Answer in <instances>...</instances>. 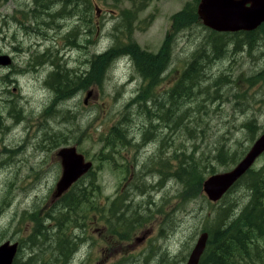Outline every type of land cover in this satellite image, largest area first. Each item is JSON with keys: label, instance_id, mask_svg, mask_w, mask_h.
Listing matches in <instances>:
<instances>
[{"label": "rangeland", "instance_id": "1", "mask_svg": "<svg viewBox=\"0 0 264 264\" xmlns=\"http://www.w3.org/2000/svg\"><path fill=\"white\" fill-rule=\"evenodd\" d=\"M91 1L75 0L70 6L76 4L80 6L77 9H82ZM95 1L104 9L98 23L95 10L88 22H84L82 12L79 15L62 11L53 14L61 25L48 30L41 21L49 16L40 17L39 11H30L36 7V0H0V53L8 52L14 58L11 66L0 65V243L18 240L19 257L25 259L31 254L33 214L37 212L42 217L51 210V194L61 174L55 152L60 146L76 144L95 165L94 173L73 187L74 191L95 190L90 201L80 205L85 222L95 215L91 206L109 207L119 193L127 194L130 204L136 203L140 211L136 218L143 221L135 226L134 234L121 237L114 233L115 225L101 216L88 231L81 224V216L77 221L74 216L66 218L67 229L61 233L73 239L81 236L80 246L67 264H185L197 237L211 227L213 214L224 199L234 202L228 205V211H237V217L249 205L252 190L239 184L217 203L205 195L184 201L182 183L166 167L161 172L160 161H167L168 155L173 156L177 150L178 156L183 151L194 152L203 157L207 170L214 166V171L223 172L235 164H223L214 157L220 145L241 153L248 150L254 132L245 122L252 117L257 119V136L264 129V28L257 33L255 48H248L245 41L236 50L232 42H227L226 51L209 60L206 53L212 52L208 45L212 32L203 23L187 25L177 34L172 61L153 89L144 90L147 80L130 58L128 62L121 57L108 69L102 86L87 88L95 90L87 102V89H81L74 97L60 101L57 111L46 112L55 96L46 82L53 69L67 68L73 74H83L93 55L119 38H129V29L115 24L112 9L130 6L132 14L137 15L130 37L141 47L158 51L172 26V15L195 0ZM60 6L61 2H55L47 7V12H55ZM70 31L74 33L69 34ZM214 39L222 43V48L227 40ZM233 39L241 43L239 38ZM203 47L206 52L200 58L207 77L201 84L209 89L199 90L195 100L178 109V114H182L189 108L185 122L194 128H184L181 118L176 129L157 118L151 120L158 111V102L162 103L163 112L171 107L172 89L194 53ZM41 53L44 55L39 58ZM67 77L73 79L71 74ZM66 111L69 118L64 116ZM116 124L127 129L131 144H106L104 135ZM113 134L120 138L119 133ZM263 163L264 154L254 166ZM176 165L177 160L172 159L171 169ZM146 206L152 209L141 213ZM55 230H49L46 245H54L58 238ZM143 236L145 239L140 240Z\"/></svg>", "mask_w": 264, "mask_h": 264}, {"label": "trees", "instance_id": "2", "mask_svg": "<svg viewBox=\"0 0 264 264\" xmlns=\"http://www.w3.org/2000/svg\"><path fill=\"white\" fill-rule=\"evenodd\" d=\"M198 1L195 0L193 3L188 2L182 10L172 15L173 29L167 34L168 39L158 52H152L142 48L130 37L133 29L129 28V38H119L115 45L111 46L108 50L93 55L90 67L83 74H73L69 69L62 71L58 69L54 71L47 80V82L51 81V86L56 91V98L52 101L51 105L56 106L59 101L71 97L81 90V88H88L95 84L102 86L107 71L113 63V58L117 54L127 53L132 58L138 72L143 78L148 80V84L144 90L153 89L154 85L162 78L160 76L162 69L171 62L173 53V47L170 43L171 35L175 31H181V28L187 27V25L199 22L200 18L197 13ZM257 31L242 34L228 33V35L212 32L213 35L209 41L212 52L206 53L211 57L209 60L221 56L227 49V47L225 49L227 42H232L236 50H240L245 41L247 42L246 46L248 48H255ZM214 37L227 39L223 48L222 43L216 41ZM233 37L239 38L241 43L238 40L235 42ZM204 52H206V47L194 53L193 58L188 62L187 67L183 71L181 79L173 88L178 92H174L173 90L171 96L176 93L178 94L177 98L182 97V100L178 101L176 97H172L170 102L171 107L163 113H161L162 103L158 102V111L156 115H151V120L159 116L160 121L166 123L172 122L176 118L174 124L176 126L179 124L180 119L178 120V118H181L185 123V117L189 110L185 109L182 116H179L178 109L181 104L189 101L188 98H195V87L206 79L204 63L202 62V58H200ZM68 74L72 75V80L67 77ZM147 110L151 111L152 109L149 108ZM53 111H57L56 107L51 108L49 112ZM64 116L69 118L71 115L65 113ZM185 125L183 127L188 130L194 128L189 123H185ZM247 125L253 130L254 134L252 139H254L259 132V127L253 119ZM114 131L121 135V139L114 136ZM104 140L111 147L127 145L128 138L126 129L116 124L109 133L104 135ZM178 153L180 152L177 150L173 156L171 154L168 155L167 161H160V171L164 172V168L166 167V171L168 173L171 172L182 183L181 196L184 201L199 198L204 195L203 182L206 176L215 172L214 166H212V170H207L206 164L203 163V157H197L198 154L196 155L194 152L187 154L183 151L181 152L182 156H178ZM242 154L243 152L241 153L239 150L227 148L222 144L217 148L214 157L223 164L233 165L236 164ZM172 159L177 160V165L174 170L171 169ZM239 184H243L246 187L248 185L251 188L252 193L249 196L250 203L237 218L235 217L237 211H234L232 214L228 211V205L234 202L224 199L220 207L213 214L211 227L206 228L210 231V237L200 264H264V165L261 168H252L249 170L237 182L236 186ZM89 195H91V191L86 192L83 189L70 191L60 199L61 206L59 208L48 212L46 218H54L56 220L55 228L58 238L54 242V245H46L49 244L47 240L49 230L52 227L45 222V218L36 217V214H33L37 223L35 232L32 234L34 245L31 246V254L25 259L18 257L14 264H66L77 250L79 243L73 237H70L65 232L61 233V231L67 229L66 218L74 216L73 220L77 221L83 214L80 205L90 201ZM114 213L117 214V211H114ZM119 218H121V215H119ZM134 228L132 227L126 231L127 233L129 232L128 235L131 234ZM121 236L124 237L125 233L121 234Z\"/></svg>", "mask_w": 264, "mask_h": 264}, {"label": "water", "instance_id": "3", "mask_svg": "<svg viewBox=\"0 0 264 264\" xmlns=\"http://www.w3.org/2000/svg\"><path fill=\"white\" fill-rule=\"evenodd\" d=\"M198 13L205 25L219 31L256 29L264 22V0H200ZM12 62L10 55H0V64ZM93 95L89 91L87 98ZM264 152V132L256 139L245 156L231 169L210 175L204 180L203 190L211 201L220 200L224 194L254 165ZM62 163V174L53 193L62 196L80 177L89 172L93 162L78 152L76 145L64 146L56 152ZM208 232L200 234L186 264H199L206 248ZM18 242L9 240L0 244V264H13Z\"/></svg>", "mask_w": 264, "mask_h": 264}, {"label": "flooded vegetation", "instance_id": "4", "mask_svg": "<svg viewBox=\"0 0 264 264\" xmlns=\"http://www.w3.org/2000/svg\"><path fill=\"white\" fill-rule=\"evenodd\" d=\"M92 3H95L96 1L95 0H92L91 1ZM68 3L71 5V4H74L75 3V0H69L68 1ZM70 5H67V8H69V9H71L72 8V10H74L75 11V13L76 14H81V12H83L84 11V9H85V7L84 8H82V9H77V8H80V6H78V5H76L75 4V6H70ZM78 6V7H77ZM41 12L43 13V14H46V13H48L47 12V6L45 5V6H43L42 7V9H41ZM103 12V11H102ZM102 12H101V14H102ZM123 12H124V9H121V10H119V9H112L111 10V14L114 16V18H116V22H115V24L117 25H125L124 24V22H120L121 21V19H122V15H123ZM52 13V12H51ZM49 14V13H48ZM100 14V15H101ZM45 21H48V20H43V22H45ZM174 41L176 42L177 41V34H175L174 35ZM240 216V215H239ZM97 218H94V219H92V220H90L88 223H87V225H88V229H93L95 226H96V223H97ZM144 238H142L141 240H144L145 239V236H143ZM222 261V260H221ZM226 261V260H225ZM222 263H224L223 261H222Z\"/></svg>", "mask_w": 264, "mask_h": 264}, {"label": "bare ground", "instance_id": "5", "mask_svg": "<svg viewBox=\"0 0 264 264\" xmlns=\"http://www.w3.org/2000/svg\"><path fill=\"white\" fill-rule=\"evenodd\" d=\"M42 9V8H41ZM41 9H40V11H39V16L41 17V16H43V15H45V14H43L42 12H41ZM58 12H60V11H55V12H52V13H50V14H48V13H46L48 16H49V19H48V21H45V22H43V21H41V22H43V24L45 25V28L44 29H54L55 28V26L56 25H61L60 24V22H59V17H57V16H55V15H53V14H58ZM28 49V48H27ZM119 56L120 55H118L117 54V56H114V58H113V62H115L118 58H119ZM205 77H207V76H205ZM1 105V104H0ZM9 115H11L12 114V110L10 109L9 110ZM1 115V114H0ZM150 209H152V207H148V206H146L145 208H144V211L143 212H141V213H146L147 211H149ZM243 211V210H242ZM238 218V217H237Z\"/></svg>", "mask_w": 264, "mask_h": 264}]
</instances>
